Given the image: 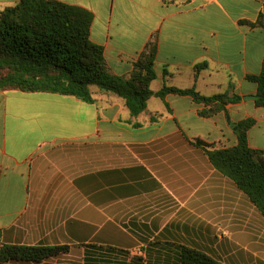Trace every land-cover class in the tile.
Instances as JSON below:
<instances>
[{
    "label": "crops",
    "instance_id": "obj_1",
    "mask_svg": "<svg viewBox=\"0 0 264 264\" xmlns=\"http://www.w3.org/2000/svg\"><path fill=\"white\" fill-rule=\"evenodd\" d=\"M18 1L0 0V10ZM57 1L92 14L89 36L111 73L127 77L155 41L153 92L195 87L241 99L203 117L190 96L152 95L132 116L97 90L92 103L0 91V246H69L7 264H178L181 244L224 264H264V218L191 144L231 146L233 124L252 118L248 145L264 150V107L248 79L264 59V27L253 24L264 22V0Z\"/></svg>",
    "mask_w": 264,
    "mask_h": 264
},
{
    "label": "trees",
    "instance_id": "obj_2",
    "mask_svg": "<svg viewBox=\"0 0 264 264\" xmlns=\"http://www.w3.org/2000/svg\"><path fill=\"white\" fill-rule=\"evenodd\" d=\"M92 14L86 9L57 0H19L0 10V91L50 92L72 95L92 103L94 90L117 96L132 116L146 109L152 95L167 93L190 96L203 104V117L223 111L227 103L241 99L238 95L220 93L203 95L191 88L163 86L153 92L156 42L149 43L130 74L111 73L101 46L89 36ZM254 25L264 27L259 19ZM198 67V66H197ZM205 67V64H201ZM257 84L251 95L257 107H264V59L258 75L249 76ZM154 118V117H153ZM255 124L246 118L233 124L236 143L216 148L200 139L191 144L201 148L211 165L227 176L264 218V150L248 145V130ZM68 245L25 246L3 243L0 264L12 261L42 262L68 251ZM178 264H224L194 247L181 244Z\"/></svg>",
    "mask_w": 264,
    "mask_h": 264
},
{
    "label": "rangeland",
    "instance_id": "obj_3",
    "mask_svg": "<svg viewBox=\"0 0 264 264\" xmlns=\"http://www.w3.org/2000/svg\"><path fill=\"white\" fill-rule=\"evenodd\" d=\"M6 94L8 96H10L11 94H14V93H13V91H7ZM27 105H28V100L23 101V104L20 106V108H22L23 112L26 111ZM12 111H13L12 101L9 100L7 111H6L7 116L5 118L6 124H7V130H10V126H11V123H12V120H13L12 119ZM143 117H144V115H143ZM116 235H117V240L118 239L120 240V239H123V237L126 235V233L122 232V231H117Z\"/></svg>",
    "mask_w": 264,
    "mask_h": 264
}]
</instances>
